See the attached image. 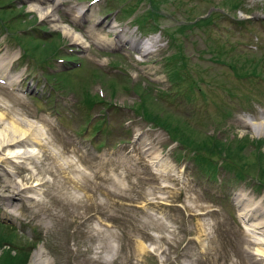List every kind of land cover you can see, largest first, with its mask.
<instances>
[{"label": "rangeland", "instance_id": "374dc122", "mask_svg": "<svg viewBox=\"0 0 264 264\" xmlns=\"http://www.w3.org/2000/svg\"><path fill=\"white\" fill-rule=\"evenodd\" d=\"M64 1L58 14L77 31L85 33L83 30L95 21L103 25L111 23L116 33L124 30L122 36L132 41L131 46L144 44L145 38L158 39V52L143 56L131 46L121 50L99 48L91 43L88 49L82 50L64 36V45L60 47L64 50L59 53V39L40 40L41 32L34 29L44 25L56 34L60 31L40 19L37 12L30 11L26 0H0V8L8 5L15 8L8 20L20 29L28 27L26 34L18 29L19 35L34 36L33 40L27 38L34 43L32 46L21 41L27 56L18 59L22 52L17 42L10 40L13 33L8 35L0 27V48L18 59L5 65L7 78L3 70L0 72V113L9 114L0 128L12 119L20 123L29 120L28 132L31 130L30 138L36 142L13 147L12 151L20 159L1 163L0 186L9 182L23 184L25 189L18 197L22 200L13 201L12 205L0 199V220L4 221L0 225V264H6L5 257L11 258L14 264H31L34 252L40 247L52 264H248L249 256L243 248L249 247L246 242L249 238L244 230L253 232L251 223L239 217L245 206L237 205L236 198L238 194L246 195L255 202L263 201L264 206V186L255 175L246 173L238 178L240 168L223 165L221 159L214 160L217 166L213 174L191 152L186 153L181 143L180 146L173 143L166 131L148 121L141 108L145 105L174 126L180 127L178 124L185 122L189 130H194H190L194 137L212 136L236 146L232 151L238 150L239 145L244 146L239 159L241 166L257 171L260 152L264 158V77L239 78L229 63L244 66L232 63L231 59L244 62L264 58V0H243L242 10L237 13L225 7L224 0H152L154 5L149 0ZM77 5H81V12L89 7L95 19L76 22L71 13ZM130 6L135 9L131 17L123 13L116 15L118 10ZM154 6L158 9L154 10ZM22 7L24 10L20 11ZM151 11L157 13V18L151 17ZM5 12L9 13V9ZM215 13L218 15L214 16ZM207 16H212V23L190 26ZM134 18H142L144 32L131 24ZM238 20L245 23L237 24ZM155 26H159L160 33L153 31ZM116 33L109 34L108 38H116ZM224 47L232 50V57L226 54L222 58L226 63L221 64L211 50ZM56 53L60 54L56 59H66L53 62ZM174 54L183 55L187 63L184 67L185 62L176 61L179 81L170 76L173 69L169 58ZM70 56H76L74 64L69 63L70 59L75 60ZM4 60L5 57H0V63H6ZM50 75L67 87L59 84L58 88L57 79ZM97 75L103 82L97 80ZM7 80L15 83L9 86ZM111 80L119 84L116 92L104 85ZM87 95L97 96L104 104L87 109L83 103ZM256 129L263 135L259 136ZM138 135L154 141L158 148L156 154L161 153L163 157L158 166L151 168L154 173L134 165L139 155L133 152L137 147L133 142ZM50 138L54 140L51 142ZM3 153L6 154L3 151L0 158L6 157ZM261 163L263 166L264 159ZM71 198L80 200L67 201ZM201 205L215 213L196 216L200 209L197 206ZM160 221L165 224L160 225ZM255 257L251 259H261Z\"/></svg>", "mask_w": 264, "mask_h": 264}, {"label": "bare ground", "instance_id": "6f19581e", "mask_svg": "<svg viewBox=\"0 0 264 264\" xmlns=\"http://www.w3.org/2000/svg\"><path fill=\"white\" fill-rule=\"evenodd\" d=\"M27 2H28V4H29V6H30V11H34V12H37V14L39 15V17H40V19H43V20H46V21H48L49 23H51L52 24V27L55 29V30H59L67 39H69L71 42H72V44H74V45H76V46H78V47H80V48H82V49H88V47H90V43H92L93 45H95V46H97V47H105V48H108V47H116V48H121L122 50H126V48H127V46H129L130 45V42L128 41V40H123V38H120L119 36H120V34L121 33H116V30L114 31L113 30V26L111 27V24H104L103 25V23H100V22H94L93 24H91L87 29H84L83 31L85 32V33H83V32H79V31H77L76 29H74L73 28V26L72 25H69L68 23H64L63 21H62V19H61V16L58 14L59 12H58V8L61 6V5H63L64 3V0H26ZM79 7H81V5L79 6ZM78 7V8H79ZM73 8H75V7H73ZM78 8H75L74 9V12L76 13L75 14V19H77V20H81V23H84V22H86V21H88V20H90L93 16L92 15H90V16H87V14H88V11L85 13V11L86 10H84L83 9V11L81 12L80 10H77ZM81 14V15H80ZM89 17V18H88ZM81 18V19H80ZM74 19V18H73ZM97 27H99V28H97ZM113 33H116V38H118V42L115 40V39H112V40H110L109 38H107V36L109 35V34H113ZM157 42H158V39H153V40H150L149 42H147L146 44H145V47H147L146 49H145V51L144 50H142V49H138L137 47H135V49L138 51V52H140L143 56H151L152 54H153V52L155 51V52H158V49H156V47H157ZM134 49V50H135ZM151 49H153V50H151ZM143 58V57H142ZM2 59V58H1ZM13 60V59H12ZM6 63H0V72L3 70L4 72H5V69H6V67H5V65L7 64V62H9L10 61V58L9 57H5V60H4ZM2 74V73H1ZM20 77V76H19ZM6 95V94H5ZM12 96V95H11ZM15 98V97H14ZM17 98V97H16ZM16 100V99H15ZM4 103H6V102H4ZM9 105V104H8ZM8 105H7V107H8ZM0 106H2V104L0 105ZM5 107L3 106V108L2 109H4ZM18 109V108H17ZM5 110L7 111V108H5ZM21 111V110H20ZM12 114L14 113V112H11ZM24 114V113H23ZM8 113L7 114H4V113H0V126L1 125H3V120H4V117L6 116V117H8ZM21 115V114H20ZM25 116H26V114H24ZM14 116V115H13ZM19 116V115H18ZM260 117V116H259ZM12 118V117H11ZM15 118H16V116H15ZM18 118H20V116L18 117ZM22 119V118H21ZM26 119V118H25ZM259 119V118H258ZM27 120V119H26ZM45 120V119H44ZM43 120V121H44ZM6 121V120H5ZM23 121V119L21 120V122ZM260 121H262V120H260ZM256 122V121H255ZM34 123V122H33ZM44 123H46V122H44ZM49 123V122H48ZM35 124V123H34ZM36 124H38V123H36ZM43 125V124H42ZM48 125V124H47ZM31 127V122L28 120V121H24V122H22V123H20L18 120H16V119H12V121H10V122H8V124H5L4 126H2L0 129V140H1V143H0V153H2L3 151L4 152H6V154H4V155H6V157H4V158H0V167H1V163H3V162H5L6 160H12V159H14V160H16V159H20L19 158V154H18V156L15 154V152H13L12 151V149H13V147H18V146H22L23 145V143H25V144H28V146H30L29 144H34V140L32 139V138H30V131L28 132V130H29V128ZM41 127V126H40ZM249 127V126H248ZM257 127L259 128V125H257ZM264 127V126H263ZM38 128V127H37ZM42 128V127H41ZM40 129V128H39ZM44 129V128H43ZM42 129V130H43ZM45 129H46V127H45ZM47 130V129H46ZM257 130V129H256ZM45 131V130H44ZM48 131V130H47ZM255 131V130H254ZM258 132H259V136H262L263 134H261L262 133V131L261 130H257ZM36 132V131H35ZM35 132H33V133H35ZM37 132H40V131H37ZM32 133V132H31ZM50 133V132H49ZM37 134V133H36ZM142 134V133H141ZM35 135V134H34ZM33 135V136H34ZM50 135H52V134H50ZM41 136V135H40ZM44 136H45V134H44ZM28 139H30V141L28 140ZM37 139V138H36ZM135 140H134V145H137V147L133 150V152H136V154L137 155H139L137 158H136V160H135V163H134V165L135 166H138V165H141V166H144L145 168H147V169H151L154 165L155 166H158V164H160V162L163 160V157H162V155H161V153H159L160 155H158V154H156V151H157V144L156 143H154V141H152V140H149V139H147V140H144V139H142V135H138V136H136L135 138H134ZM54 140V139H53ZM53 140H51V138H50V141L52 142ZM161 140V139H160ZM43 141V140H42ZM49 141V142H50ZM157 141V140H156ZM39 142V141H38ZM37 142V143H38ZM25 144H24V146H25ZM35 144H36V142H35ZM34 144V145H35ZM47 144H48V142H47ZM54 145H55V143H54ZM44 146V145H43ZM37 147V146H36ZM53 147V146H52ZM51 147V148H52ZM56 147V146H55ZM54 147V149L53 150H55L56 148ZM62 147V146H61ZM6 148H8V149H6ZM38 148V147H37ZM46 148V147H45ZM160 148V147H159ZM27 150H29V149H27ZM41 150H42V148H41ZM24 153V152H23ZM22 153V154H23ZM29 153V152H28ZM28 153H26V154H28ZM48 153V152H47ZM58 153V152H57ZM60 153V152H59ZM25 154V153H24ZM37 154V153H36ZM44 154H45V152H44ZM2 155V154H1ZM32 155V154H31ZM31 155L29 156V157H31ZM43 155V154H42ZM76 155H77V153H76ZM3 156V155H2ZM25 156V155H24ZM37 156V155H36ZM40 156V155H39ZM20 157H22V156H20ZM27 157V156H26ZM43 157V156H42ZM53 157H54V155H53ZM24 158V157H23ZM45 158V157H44ZM47 158V157H46ZM70 158H71V156H70ZM120 158V157H119ZM34 159V158H33ZM55 159V158H54ZM75 159V158H74ZM80 160V159H79ZM20 161V160H19ZM23 161H25V160H23ZM43 161V160H42ZM54 162H55V160H53ZM56 161H58L57 159H56ZM61 161V160H60ZM73 161V160H72ZM72 161H70V162H72ZM75 161V160H74ZM115 161V160H114ZM11 162H13V161H11ZM59 162V161H58ZM57 162V164H59ZM65 162H67V161H65ZM69 162V161H68ZM82 162V161H81ZM166 162V161H165ZM41 163V162H40ZM77 163H79L78 161H77ZM97 163V162H96ZM99 163V162H98ZM19 164V163H18ZM35 164V163H34ZM47 164V163H46ZM48 164H51V163H48ZM48 164H47V166H48ZM56 164V165H57ZM73 164H75L74 162H73ZM83 164V163H82ZM81 164V165H82ZM104 164V163H103ZM121 164V163H120ZM99 165V164H98ZM97 165V166H98ZM102 165V164H101ZM110 165V164H109ZM115 165V164H114ZM8 166H10V165H8ZM39 166V165H38ZM45 167H46V165H45ZM44 167V168H45ZM58 167V166H57ZM57 167H56V169H57ZM72 167V166H71ZM17 168V167H16ZM23 168V167H22ZM69 168V167H68ZM77 168V167H76ZM75 168V169H76ZM80 168V167H79ZM161 167H159V169H160ZM34 169V168H33ZM51 169H53V167L51 168ZM50 169V170H51ZM62 169V168H61ZM61 169H59V171L61 170ZM64 169V168H63ZM73 169V168H72ZM74 169V170H75ZM88 169V168H87ZM87 169H85V170H87ZM35 170V169H34ZM83 170V169H82ZM90 170H92V169H90ZM89 170V171H90ZM152 170V169H151ZM161 170V169H160ZM160 170H158V171H160ZM163 170V169H162ZM161 170V171H162ZM165 170V169H164ZM175 170V169H174ZM5 171V170H4ZM33 171V170H32ZM32 171H30V172H32ZM37 171V170H36ZM43 171V170H42ZM49 171V170H48ZM100 171V170H99ZM126 172H127V170H125ZM124 171V172H125ZM135 171V170H134ZM154 171H156V169L154 170ZM167 171V170H166ZM176 171V170H175ZM46 172V171H45ZM53 172H55V170L53 171ZM71 172V171H70ZM78 172H81V171H78ZM83 172V171H82ZM85 172V171H84ZM93 172V171H92ZM125 172V173H126ZM152 172H153V170H152ZM169 172V171H168ZM171 172H172V169H171ZM178 172V171H177ZM6 173V172H5ZM35 173V172H34ZM48 174H50L49 172H47ZM46 173V174H47ZM95 173V172H94ZM154 173V172H153ZM165 173V172H164ZM16 174V173H15ZM35 174H39V173H35ZM79 174V173H78ZM81 174V173H80ZM82 174H84V173H82ZM87 174V173H86ZM86 174H84L85 176H89V175H86ZM105 174V173H104ZM114 174V173H113ZM119 174V173H118ZM117 174V175H118ZM159 174V173H158ZM61 175V174H60ZM160 175V174H159ZM11 176V175H10ZM36 176V175H35ZM38 176V175H37ZM43 175H41L40 177H42ZM95 176V175H94ZM103 176V175H102ZM105 176V175H104ZM119 176V175H118ZM121 176V175H120ZM125 176V175H124ZM157 176V175H156ZM171 176V175H170ZM169 175H167V177L169 178L170 177ZM177 176V175H176ZM0 177H3L2 176V174L0 173ZM31 177V176H30ZM29 177V178H30ZM32 177H34V175L32 176ZM32 177H31V179H32ZM39 177V176H38ZM46 177V176H45ZM45 177H43V178H45ZM63 177V176H62ZM72 177V176H71ZM113 177V176H112ZM111 177V178H112ZM122 177V176H121ZM158 178H159V176H157ZM54 178H55V176H54ZM58 178V177H57ZM153 178L155 179V175H153ZM157 178V179H158ZM180 178V177H179ZM40 179V178H39ZM39 179L37 180V179H35V180H37L38 182H39ZM59 179V178H58ZM77 180H78V178H76ZM76 179H73V180H76ZM104 179H106V178H104ZM108 179V178H107ZM175 179H176V177H175ZM33 180V179H32ZM34 180V181H35ZM42 180H47V179H42ZM61 180V179H60ZM67 180V179H66ZM65 180V181H66ZM82 180H84V179H82ZM115 179H113V181H114ZM16 181V180H15ZM22 181V180H21ZM30 181V180H29ZM68 181V180H67ZM66 181V182H67ZM85 181H87V180H85ZM94 181V180H93ZM157 182H158V180H156ZM26 182V181H25ZM48 182V181H47ZM52 182H54V181H52ZM52 182L50 183V184H52ZM57 182V181H56ZM55 182V183H56ZM58 182H60L59 180H58ZM62 182H64L63 180H62ZM79 182H80V180H79ZM82 182V181H81ZM116 182V181H115ZM124 182V181H123ZM166 182V181H165ZM22 183H23V181H22ZM21 183V184H22ZM45 183V182H44ZM55 183H53L54 185H55ZM98 183V182H97ZM26 184V183H25ZM24 184V185H25ZM30 184V183H29ZM61 184V183H60ZM100 184V183H99ZM119 184V183H118ZM122 184V183H121ZM167 184V183H166ZM23 185V184H22ZM22 185H20V184H17V183H10L9 184V182H5L3 185H1L0 186V199L3 201H6V202H8V204H11L12 205V203H13V201H15V200H18V201H21L22 199H19L18 197L22 194V192H24V187H22ZM44 185V184H43ZM53 185V186H54ZM57 185V184H56ZM55 185V186H56ZM71 185V184H70ZM113 185V184H112ZM120 185V184H119ZM163 185H164V183H163ZM173 185V184H172ZM176 185V184H175ZM32 186V185H31ZM36 186H42V184H36ZM51 186V185H50ZM54 186V187H55ZM86 186V185H85ZM122 186V185H121ZM156 186V185H155ZM48 187V186H47ZM64 187V186H63ZM113 187H114V185H113ZM117 187V186H116ZM162 187V186H161ZM165 187V186H164ZM172 187V186H171ZM177 187V186H176ZM183 187V186H182ZM33 188V187H32ZM51 188V187H50ZM57 188V187H56ZM119 188H120V186H119ZM122 188H123V186H122ZM121 188V189H122ZM167 188V187H166ZM184 188V187H183ZM27 189V188H26ZM58 189H60V188H58ZM57 189V190H58ZM82 189V188H81ZM161 189V188H160ZM189 189V188H188ZM56 190V191H57ZM63 190V189H62ZM66 190V189H65ZM70 190V189H69ZM84 190H86V189H84ZM123 190V189H122ZM182 190V189H181ZM51 191V190H50ZM72 191V190H71ZM88 190H86V192H87ZM89 191H90V189H89ZM156 191V190H155ZM28 192V191H27ZM38 192V191H37ZM53 193H54V191H52ZM115 192V191H114ZM147 192V191H146ZM34 193V192H33ZM63 193V192H62ZM70 193V192H69ZM92 193V192H91ZM152 193V191H150V194ZM161 193V192H160ZM47 194V193H46ZM50 194V193H49ZM49 194H47V195H49ZM63 194H65V193H63ZM66 194H67V192H66ZM89 194V193H88ZM149 194V195H150ZM165 194V193H164ZM56 195H57V193H56ZM70 195H72V194H70ZM70 195L68 196L69 198H70ZM82 195H84V194H82ZM160 195V194H159ZM23 196V195H22ZM53 196H55V195H53ZM154 196V195H153ZM182 196V195H181ZM25 197V196H24ZM52 197V196H51ZM58 197V196H57ZM117 197H118V195H117ZM157 197V196H156ZM192 197H193V195H192ZM23 198V197H22ZM61 198V197H60ZM62 198L64 199L65 197H63L62 196ZM67 198V197H66ZM147 198H149V197H147ZM151 198V197H150ZM162 198H164V197H162ZM38 198H36V200H37ZM43 199V198H42ZM68 199V198H67ZM73 198H71L70 200H67V201H69V202H73V200H72ZM77 199V198H76ZM75 199V200H76ZM94 199V198H93ZM102 199V198H101ZM106 199H107V197H106ZM105 199V200H106ZM159 199V198H158ZM161 199V198H160ZM195 199V198H194ZM44 200H45V198H44ZM65 200V199H64ZM75 200H74V203H75ZM80 200V199H79ZM78 199H77V201H79ZM123 200V199H122ZM150 200H152V199H150ZM170 200V199H169ZM35 201V200H34ZM51 201V200H50ZM60 201H62V200H60ZM196 201V200H195ZM40 201H38V203H39ZM66 202V201H65ZM97 202H98V200H97ZM102 202V204L104 203L103 202V200L101 201ZM106 202V201H105ZM153 202H154V200H153ZM170 202V201H169ZM260 202V201H259ZM259 202H255L254 200H251V198H249L248 196H246V195H239L237 198H236V203L238 204V205H240V206H245V208H244V210H243V212H241L240 214H239V217L241 218V219H244L246 222H250L251 224L249 225V227L250 228H252V232H253V234H249V233H247L245 230H244V233L246 234V238L248 237L249 239L246 241L247 243H248V246L249 247H245V248H243V252L245 253V254H248V256H249V258L246 260V263H248V264H250V262H251V264H264V207L262 206V204L261 203H259ZM5 203V202H4ZM32 203V202H31ZM34 204L36 203V201L35 202H33ZM32 203V204H33ZM49 203V202H48ZM64 203V202H63ZM67 203V202H66ZM171 203V202H170ZM198 203V202H197ZM42 204V203H41ZM83 204V203H82ZM87 204V203H86ZM160 204V203H159ZM163 204H165V203H163ZM162 204V205H163ZM173 204H174V202H173ZM186 204V203H185ZM189 204H190V202H189ZM192 204V203H191ZM196 204V203H195ZM43 205H45L46 206V202L43 204ZM48 205V204H47ZM69 205H70V203H69ZM73 205V204H72ZM161 205V204H160ZM166 205V204H165ZM27 206V205H26ZM42 206V205H41ZM64 206V205H63ZM87 206V205H86ZM14 207V206H13ZM28 207V206H27ZM161 207V206H160ZM189 207V206H188ZM192 207V206H191ZM190 207V208H191ZM198 208H200L199 209V211H198V213H197V215L196 216H206V215H209V214H214L215 212L213 211V210H209L210 208L208 207V206H204V205H201V206H197ZM88 208H90V207H88ZM143 208V207H142ZM173 208V207H172ZM14 209H15V207H14ZM24 209V208H23ZM27 209V208H26ZM36 209V208H35ZM39 209V208H38ZM37 209V210H38ZM41 209H42V207H41ZM161 209V208H160ZM28 210V209H27ZM36 210V211H37ZM145 210H147L146 208H145ZM162 210V209H161ZM207 210H209V211H207ZM9 211V210H8ZM16 211V210H15ZM102 211V210H101ZM151 211V210H150ZM149 211V212H150ZM156 211V210H155ZM155 211H154V213H155ZM158 211V210H157ZM163 211V210H162ZM202 211H204V212H202ZM207 211V212H206ZM21 212H22V210H21ZM35 212V211H34ZM146 212V211H145ZM177 212V211H176ZM39 213V212H38ZM163 213V212H162ZM166 214V213H165ZM20 215V214H19ZM18 215V216H19ZM181 215V214H180ZM191 215V214H190ZM14 216H15V214H14ZM35 216V215H34ZM60 216V215H59ZM150 216V215H149ZM192 216H193V214H192ZM16 217V216H15ZM21 217V216H20ZM50 217V216H49ZM56 217V216H55ZM152 217V216H151ZM170 217V216H169ZM238 217V218H239ZM57 218V217H56ZM157 218V217H156ZM156 218H153V220H155ZM181 218V217H180ZM49 219V218H48ZM50 219H52V218H50ZM150 219V218H149ZM172 219V218H171ZM178 219V218H177ZM57 220V219H56ZM150 220H152V219H150ZM156 220H158V218L156 219ZM154 221V222H157V221ZM166 220H168V219H166ZM175 221V220H174ZM58 222V221H57ZM103 222V221H102ZM161 222V221H160ZM159 222V223H160ZM163 222V221H162ZM162 222H161V224L160 225H162ZM241 222V221H240ZM245 222V223H246ZM147 223V222H146ZM158 223V222H157ZM164 223V222H163ZM104 224H106V223H104ZM149 224V223H148ZM151 224H153V223H151ZM165 224V223H164ZM174 224V223H173ZM48 226H49V223L47 224ZM156 225V224H155ZM159 225V227H161ZM53 226V225H52ZM100 226V225H99ZM163 226V225H162ZM108 227H109V225H108ZM150 227V226H149ZM157 227V226H156ZM211 227V226H210ZM47 228V227H46ZM111 228V227H110ZM152 228V227H151ZM154 228V227H153ZM169 228V227H168ZM104 229V228H103ZM103 229H102V232H103ZM167 229V228H166ZM165 229V230H166ZM170 229V228H169ZM107 230V229H106ZM153 230V229H152ZM155 230H157V229H155ZM179 230V229H178ZM169 231H171V230H169ZM169 231H167V232H169ZM182 231V230H181ZM95 232V231H94ZM99 232V231H98ZM101 232V233H102ZM94 234H96V233H94ZM97 234H99V233H97ZM103 235H105L104 233H102ZM108 234V236H109V233H107ZM161 234V233H160ZM170 234V233H169ZM168 234V235H169ZM180 234V233H179ZM244 235V234H243ZM258 235H259V237H258ZM97 236V235H96ZM161 236V235H160ZM164 236V235H163ZM162 236V237H163ZM166 236V235H165ZM164 236V237H165ZM176 236V235H175ZM112 237V236H111ZM184 238V237H183ZM253 238H254V240H253ZM161 239V238H160ZM168 239V238H167ZM111 240V239H110ZM113 240V239H112ZM114 240H115V238H114ZM157 240V239H156ZM158 240H159V237H158ZM173 240H174V238H173ZM257 240H259V241H257ZM169 241V240H168ZM176 241V240H175ZM109 242V241H108ZM118 242V241H117ZM165 242V241H164ZM173 242V241H172ZM111 243H113V242H111ZM160 243V242H159ZM106 244V243H105ZM104 244V245H105ZM116 244V243H115ZM118 244V243H117ZM246 244V243H245ZM252 245V246H251ZM108 246V245H107ZM161 246H162V244H161ZM108 248V247H107ZM144 248V247H143ZM109 250V249H108ZM108 250H107V252H108ZM115 250H116V248H115ZM100 252V251H99ZM242 252V253H243ZM110 253H111V251H110ZM110 253H109V255H110ZM106 254V253H105ZM167 254V253H166ZM240 254V253H239ZM104 256V255H103ZM247 256V257H248ZM252 256H256L257 258H259V256L261 257V259L259 258V259H256V260H252L251 259V257ZM245 257V256H244ZM255 257V258H256ZM103 258V257H102ZM254 258V259H255ZM112 259H113V257H112ZM115 259V258H114ZM117 259V258H116ZM214 259V258H213ZM112 261V260H111ZM116 261V260H115ZM169 262V261H168ZM245 262V261H244ZM241 263H243V262H241ZM31 264H52V262L49 260V258L47 257V255H46V252H44V250H43V248L42 247H40L38 250H36V252H34V255H33V257H32V260H31Z\"/></svg>", "mask_w": 264, "mask_h": 264}, {"label": "trees", "instance_id": "16d2710c", "mask_svg": "<svg viewBox=\"0 0 264 264\" xmlns=\"http://www.w3.org/2000/svg\"><path fill=\"white\" fill-rule=\"evenodd\" d=\"M149 1L151 4L153 5L155 4V3H152L153 2L152 0H149ZM223 3H225V7H229L231 9H237L241 5L240 0H224ZM156 7L157 6H154V10L158 9V7L157 8ZM132 11L133 10H129V12H132ZM11 14H13V11L11 9H9V13H6L5 8H0V22H3L4 20L10 18ZM150 15L151 17L157 18V13L154 11H151ZM137 23L142 29H145L143 26L144 22L142 18L139 21H137ZM210 23H211L210 18L203 19V20L201 19L197 21L195 25L196 26L197 25H208ZM158 27L159 26H155L154 30L155 31L158 30L159 29ZM224 49L218 48V50L217 49L211 50V52L215 54V57L217 58V62L226 63L225 61H223L222 58L226 54L228 55L229 51H226V49L225 50ZM169 60H171L170 63L172 64V69H173L170 76L172 77L174 81H179L180 71L177 68L178 64H176V61L179 60V61H182V63H184L185 57L181 54H174L172 57L169 58ZM231 60H233L232 63L238 62L242 65L245 64L244 66H241V65L236 66V64L229 63L230 69L237 77L243 78V79H246L249 76L264 77V58H261L260 60L254 59V58L249 59V60L245 59L244 62L243 60L241 61L239 59H231ZM248 64H252L251 67H249ZM260 65L263 67V69L262 67L260 68ZM186 66H187V63L185 62L184 67ZM109 86L113 91H115L117 89L118 84L116 82H112L110 83ZM100 102L101 100L97 96L87 95L85 97V103L88 105L89 109H92L94 105ZM144 102H146L145 99H144ZM142 107L143 108L141 109L148 121L154 122L158 126L164 128L171 135L172 139L180 142L182 146H184L186 149H188L189 152L193 154V158H195L199 162H203L209 170L216 171L217 165L214 163L215 162L214 160L221 159L223 161V165L238 166L240 168V171L237 172L238 177L243 178L244 174L246 173L256 175L259 183H261V185H264V165L262 166V163H261L263 162L264 158L263 156H261V152L259 153V157H258V167L259 168L257 169V171L254 170V168L249 169V168L242 167L239 162V159H240V153L243 150L244 146L239 145L238 150L232 151L233 148L236 146H233L231 144H228V145L224 144L223 142L218 141L211 136L194 137L193 133L191 132V131L194 132V130L190 129L191 130L190 131L189 128L187 127L188 124L186 126L185 122L182 121L180 124H178L180 125V127L176 125L174 126L171 122H169L164 117L159 116L153 113L152 111H150L148 107H146L145 105H142ZM6 242H9V240L6 239ZM4 259H5L4 261L6 264H14L11 262L12 260L11 258L5 257Z\"/></svg>", "mask_w": 264, "mask_h": 264}]
</instances>
